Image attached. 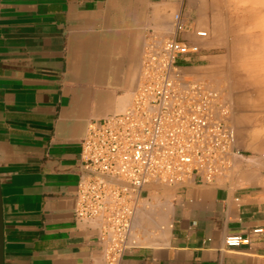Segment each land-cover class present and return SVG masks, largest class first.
<instances>
[{"label":"crops","instance_id":"obj_1","mask_svg":"<svg viewBox=\"0 0 264 264\" xmlns=\"http://www.w3.org/2000/svg\"><path fill=\"white\" fill-rule=\"evenodd\" d=\"M214 8L209 0H0L3 264H106L101 221L74 213L86 127L129 102L149 29L171 36L172 13L181 12V37L201 47ZM198 28L206 38L194 36ZM198 54L180 59L183 76L209 65ZM256 132L246 143L237 129L233 166L211 183L144 186L132 221L138 244L118 264H264V232H253L264 228ZM230 235L249 243L227 248Z\"/></svg>","mask_w":264,"mask_h":264},{"label":"built area","instance_id":"obj_2","mask_svg":"<svg viewBox=\"0 0 264 264\" xmlns=\"http://www.w3.org/2000/svg\"><path fill=\"white\" fill-rule=\"evenodd\" d=\"M187 29L181 12L172 16L171 36L149 29L130 105L90 121L81 140L86 175L74 213L77 219L101 221L99 242L106 264H118L138 244L132 221L144 186L175 185L194 177L211 183L233 166L237 151L230 104L206 81L180 74L178 60L201 51L181 37ZM194 34L207 37L204 30ZM248 243L243 235L224 239L227 248Z\"/></svg>","mask_w":264,"mask_h":264},{"label":"rangeland","instance_id":"obj_3","mask_svg":"<svg viewBox=\"0 0 264 264\" xmlns=\"http://www.w3.org/2000/svg\"><path fill=\"white\" fill-rule=\"evenodd\" d=\"M209 2L215 5V14L209 26L205 25L209 37L199 54L210 55L211 61L184 78H199L221 92L230 103V122L235 132L241 128L245 137L248 134L247 143L251 132L257 131L255 142L264 162V0ZM131 101L132 94L121 111Z\"/></svg>","mask_w":264,"mask_h":264},{"label":"water","instance_id":"obj_4","mask_svg":"<svg viewBox=\"0 0 264 264\" xmlns=\"http://www.w3.org/2000/svg\"><path fill=\"white\" fill-rule=\"evenodd\" d=\"M0 264H3V218H2L1 192H0Z\"/></svg>","mask_w":264,"mask_h":264},{"label":"bare ground","instance_id":"obj_5","mask_svg":"<svg viewBox=\"0 0 264 264\" xmlns=\"http://www.w3.org/2000/svg\"><path fill=\"white\" fill-rule=\"evenodd\" d=\"M196 30V29H195ZM194 30V31H195ZM197 30H204L205 32H206V35H208V33H207V30L206 29H203V28H198ZM194 31H193V34H194ZM186 32H188V29H187V31ZM185 32V33H186ZM194 36H195V34H194ZM196 37V36H195ZM196 38H198V37H196ZM206 38V37H205ZM198 39H203V38H198ZM192 43H194V44H197L196 42H192ZM198 45V44H197ZM181 74V76L184 78V76L182 75V73H180ZM228 102V101H227ZM229 103V102H228ZM230 104V103H229ZM231 109V108H230ZM231 117V116H230ZM230 117H229V122H230ZM230 124H231V126H233L232 125V123L230 122ZM235 129V128H234Z\"/></svg>","mask_w":264,"mask_h":264}]
</instances>
